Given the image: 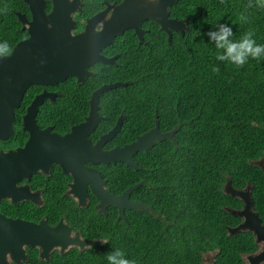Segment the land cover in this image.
Here are the masks:
<instances>
[{
  "label": "trees",
  "instance_id": "16d2710c",
  "mask_svg": "<svg viewBox=\"0 0 264 264\" xmlns=\"http://www.w3.org/2000/svg\"><path fill=\"white\" fill-rule=\"evenodd\" d=\"M83 1L82 17L102 5L101 0ZM247 3L175 0L170 16L185 20L187 29L172 30L169 38L148 18L142 22L144 42L133 29L118 34L106 47L118 52L116 64L96 63L97 73L86 87L73 77L59 82L64 92L52 114L61 120L87 112L99 75L101 83L127 82L100 96L101 124L113 125L124 113L116 135L119 144L153 127L155 116L160 130L172 133L175 141L155 140L149 150H139L134 155L138 170L116 163V187L120 191L143 180L132 194L150 211L126 209V220L114 208L108 215H90L86 222L76 216L74 223H86L84 232L108 243L71 248L52 256L49 264H108L106 254L115 249L136 264H194L199 250L220 236L215 221L223 215L221 205L235 199L222 191L227 177L237 188L250 182L254 202L264 210V174L252 163L264 158V58L249 59L238 68L216 58L222 50L206 35L223 23L232 28L231 39L238 41L251 29L257 43L264 44V9H246ZM242 13L247 21L239 20ZM216 67L219 72L213 71ZM59 202L53 200L75 214L85 210L74 202Z\"/></svg>",
  "mask_w": 264,
  "mask_h": 264
},
{
  "label": "flooded vegetation",
  "instance_id": "af4514ba",
  "mask_svg": "<svg viewBox=\"0 0 264 264\" xmlns=\"http://www.w3.org/2000/svg\"><path fill=\"white\" fill-rule=\"evenodd\" d=\"M42 1L47 22L41 19L38 13H32L26 0H0V56L10 55L18 42L32 36L30 33H35L36 38L39 34L42 38L49 37V32H46L45 28H49V12L52 6L50 0ZM121 1L101 0L102 5L99 8H93L89 15L82 17L84 1L79 0L80 10L71 14L75 21L72 33L82 31L87 20L105 10L107 3L118 4ZM109 15L110 11L103 14V19L108 18ZM102 22L103 20L94 26L95 30L102 28ZM106 47L101 50V53L106 58H114V63L109 65L116 64L118 52L114 51V47L109 50ZM96 63L98 62H94L87 68L90 73L84 75L83 81L79 82L75 76L67 77H73L77 83H85L86 87L92 82V76L97 73L94 70ZM93 81H99L100 84L91 90L88 104L94 90L103 84H110L101 83L102 78L99 75L95 76ZM59 82L51 85L29 84L17 106L12 108L8 106V112L0 110V264H49V259L55 254L63 255L71 248H78L69 245L64 252H61L60 246L50 248L46 231L42 227L47 229L48 236L49 227L61 226L67 230L66 226L69 228L71 238L78 236L82 240H104L100 235L84 232L86 223L81 224L80 227L73 222L74 218L79 215L85 222L90 219V215H95L97 212L108 215L110 208H114L117 215L119 214L118 208L111 204H106L103 209L100 208V199L94 195L91 184L82 177L80 169L87 171L86 174L100 175L101 182L103 181L102 187L114 195H119L132 186H126L120 191L119 187H116L119 175L116 163L120 161L109 163L93 161H98L100 150L110 151L135 140L118 143L116 135L121 129V123L119 131L111 139L102 141V137L115 127L121 114L113 125L101 124V120L105 118L101 114V95L98 101V112L102 119L88 132L85 130L78 132L77 143L70 145L55 143L56 136L73 133V128L79 127L82 122L86 121L90 111L89 104L87 112L82 109L77 111L74 117H68L67 120L54 116L52 114L53 105L64 92ZM65 92L69 94L68 90ZM138 136L140 135L136 138ZM259 160L264 161V158L261 157L252 163L260 167L257 164ZM5 161L9 169L4 165ZM228 179L230 178L227 177L222 185V191L227 196L230 195L225 188ZM249 185L252 196L250 182L243 187H233L245 190ZM81 192L85 195L82 197V202L80 201ZM132 192L129 194V200L141 201L135 198ZM230 197L235 199L231 204L225 202L221 205L223 215L215 221L220 234L218 240L205 251L200 249L199 260L196 259L194 264H264V210L257 207L252 196L250 211L242 213L246 204L244 200L237 196L230 195ZM53 200L64 204L74 202L85 210L75 214L68 208L54 205ZM126 209L132 208H124V214ZM141 210L150 211V207ZM233 210L241 213H233ZM250 213L254 216H250ZM245 214L255 220L240 227L245 224ZM121 219L126 220V215ZM41 223L44 224L39 227ZM65 233L67 231H64V236ZM39 237L41 238L40 243L37 241Z\"/></svg>",
  "mask_w": 264,
  "mask_h": 264
},
{
  "label": "water",
  "instance_id": "95a60500",
  "mask_svg": "<svg viewBox=\"0 0 264 264\" xmlns=\"http://www.w3.org/2000/svg\"><path fill=\"white\" fill-rule=\"evenodd\" d=\"M26 1L29 3L32 13H38L41 19H45V22H47V16L44 14L46 12L43 9V1ZM50 1L52 8L49 12V28H45L46 32H49V37L42 38L40 34L37 38L30 36L28 39L18 42L10 55L0 56V110L3 109L4 112H8V106L12 108L16 104L13 100L19 98L29 83L51 85L62 81L67 76H75L78 81H83L84 75L90 73L87 68L94 62L114 63L113 58H106L101 53V50L109 45L113 38L127 29H135L134 32L140 38L139 41L144 42L142 22L148 18L155 20L161 29L168 34L169 38L172 35V30L188 28L185 20L170 16L168 9L174 0H122L118 4L107 3L108 5L105 10L98 12V14L87 20L82 31L73 34L72 29L74 28L75 21L71 14L78 11V9L80 10L79 0ZM108 11H110V15L108 18L103 19L102 15ZM101 20H103L102 28L95 30L94 26ZM118 85L125 86L127 82L118 81L103 84L94 90L90 99V111L86 121L82 122L79 127H74L73 133L65 136H56L54 138L55 143L60 145L77 143L78 132L81 130L88 132L97 124L98 120L102 119L98 112L99 96L106 90L113 89ZM123 118L124 113H121L115 127L102 137L103 142L104 140L111 139L119 131ZM155 139L159 141L172 139L175 141L172 133L160 131L157 116H155V125L135 140L110 151L100 150L98 152V161H93L108 163L111 160H118L138 170L140 167L134 160V155L141 149H150L154 145ZM6 163L7 161L4 162V165ZM257 164L264 172V161L259 160ZM7 169L9 168L7 167ZM80 170L82 177L91 184L94 195L100 199L101 209L106 204H111L118 208L119 218H125L124 208H132L137 211L149 209V205L142 201L129 200V193L141 186L143 180L128 187L121 194L114 195L102 187L100 175L93 176L86 174L87 171L85 170ZM225 188L230 195L244 200L246 204L242 213L250 211L253 202L250 185L245 190L237 189L233 187L231 180L228 179ZM81 193L80 201L82 202V197L85 195L84 192ZM232 212L241 213L235 210ZM245 216V224L240 225V227H244L251 220H255L246 214ZM250 216L254 215L250 213ZM43 224L41 223L39 227ZM42 228L46 231L49 247L60 246L61 252H64L69 245L83 249L100 242L96 240H82L78 236L71 238L69 228L66 226L67 230H64L61 226H57L56 228L49 227V236L47 229L45 227ZM64 231H67L65 236ZM37 241L40 243L41 238L39 237Z\"/></svg>",
  "mask_w": 264,
  "mask_h": 264
},
{
  "label": "clouds",
  "instance_id": "9594fccd",
  "mask_svg": "<svg viewBox=\"0 0 264 264\" xmlns=\"http://www.w3.org/2000/svg\"><path fill=\"white\" fill-rule=\"evenodd\" d=\"M246 9H264V0H248ZM248 17L243 13L239 16L240 21H247ZM216 48L222 50L217 53L216 58L226 61L236 67H243L249 59L260 60L264 58V44H258L254 39L255 32L248 30L238 41L231 39L233 36L232 28L228 24H218L216 30L206 33ZM219 72V68L213 69ZM102 244H107V240H101ZM126 253L120 249H115L106 254L108 264H136L135 260L124 258Z\"/></svg>",
  "mask_w": 264,
  "mask_h": 264
},
{
  "label": "bare ground",
  "instance_id": "6f19581e",
  "mask_svg": "<svg viewBox=\"0 0 264 264\" xmlns=\"http://www.w3.org/2000/svg\"><path fill=\"white\" fill-rule=\"evenodd\" d=\"M174 1H175V0H174ZM174 1H173V3H174ZM173 3H172V4H173ZM172 4H171V5H172ZM169 6H170V5H169ZM183 29H185V28H183ZM183 29H182V30H183ZM182 30H181V31H182ZM134 31H135V29H134ZM174 31H178V30H174ZM135 33H136V32H135ZM34 34H35V33H30V35H32V36H34ZM142 34H143V32H142ZM139 40H140V38H139ZM113 59H114V58H113ZM79 82H80V81H79ZM29 84H36V83H29ZM29 84H28V85H29ZM28 85H27V86H28ZM27 86L24 88V90H23V92L21 93V95L19 96V98H17L16 100H13V101H15V103H16L14 106H17L18 103L20 102V100L22 99V96H23L24 91H25V89L27 88ZM118 86H123V85H118ZM125 86H126V85H125ZM116 87H117V86H116ZM89 104H90V103H89ZM12 107H13V106H12ZM98 121H99V120H98ZM98 121H97V122H98ZM155 140H157V139H155ZM171 140H172V139H171ZM158 141H159V140H158ZM148 150H149V149H148ZM111 161H112V160H111ZM111 161H110V162H111ZM116 161H118V160H116ZM116 161H113V162H116ZM120 162H122V161H120ZM103 163H105V162H103ZM108 163H109V162H108ZM123 163H124V162H123ZM125 164H126V163H125ZM126 165H127V164H126ZM128 166H130V165H128ZM102 182H103V181H102ZM136 189H137V188H136ZM129 194H130V193H129Z\"/></svg>",
  "mask_w": 264,
  "mask_h": 264
}]
</instances>
